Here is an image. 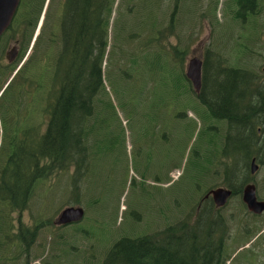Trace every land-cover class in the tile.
Instances as JSON below:
<instances>
[{
    "label": "trees",
    "instance_id": "obj_1",
    "mask_svg": "<svg viewBox=\"0 0 264 264\" xmlns=\"http://www.w3.org/2000/svg\"><path fill=\"white\" fill-rule=\"evenodd\" d=\"M52 1L21 0L19 15L16 14L14 23L8 27V33L30 31V41L45 4L48 2L49 6ZM58 1L56 9L60 10V19L57 22L63 25L61 54L66 55V72L65 76L57 73L55 83L59 90L55 97L41 89L42 93L35 99L30 93L20 91L17 97L10 94L0 100V116L7 128L0 138V264H29L30 251L39 233L50 224L44 216L34 215L29 209L32 199L65 195L72 200L71 205L82 208L83 216L87 210H92L97 195L88 186L89 175L93 174L94 161L102 150L101 131L105 134L108 128L107 119L101 116L107 112L110 117L118 118L108 94L107 79L112 76L111 72L118 76L113 77V84L123 108L128 100L125 101L119 89L127 88L129 81L120 76L121 73H132L142 82L159 78L153 82L157 86L159 81L166 82L161 94L164 99L172 98L175 108L187 98L198 103L201 109L196 106L192 109L203 116L207 134L196 159L206 186L201 195L196 196L199 185L187 193L189 202L194 201L180 219L160 230L120 237L108 248L102 264H225L234 251L230 247L232 226L224 214L230 202L216 206L213 195L208 197L206 192L223 190L222 187L229 185V180L222 181V160L243 159L247 145L264 144L263 69L256 72L254 66L236 55V59H232L224 52L225 43L218 47L221 53L217 55L203 49L201 60L198 58L201 86L195 93L183 72V61L189 45L194 42L193 37L184 36L173 49L160 40L164 28L153 6L162 5L166 0H120L121 5H115L117 20L111 45L107 35L116 0ZM130 4L137 18L134 20L141 22L135 26L138 32L130 35L132 41L128 36L124 38L123 30L118 27L119 18L123 17L117 10ZM177 7L178 0H175L172 8L176 11ZM231 8H235L233 20L239 16L249 35L257 37L258 31L264 29V1L233 0ZM208 10L215 16L210 7ZM17 18L24 27L18 28ZM91 27L94 29L90 32ZM6 37H12L11 43H18V36L6 34ZM0 45L7 46V43L2 41ZM241 51L239 46L238 53ZM1 55L2 62H7L5 54ZM217 73L219 77L209 82L210 74L214 78ZM170 82H174L172 92L167 90ZM209 85L212 88H208ZM254 87L259 88L256 95ZM130 95L131 92L128 99ZM225 123L228 124L227 135ZM138 135L139 147L145 143L157 146L147 152L139 150L141 154L146 153L147 158L143 157L140 165L136 164L137 172L155 183L149 196L157 203L163 172L167 175L179 166L173 162L169 146L173 135L166 128L164 131L163 118L157 115L153 121L148 112L144 114ZM93 183H97L95 178ZM83 189L90 190L87 196H83ZM248 252L249 249L234 260ZM255 260L264 264L260 258Z\"/></svg>",
    "mask_w": 264,
    "mask_h": 264
},
{
    "label": "rangeland",
    "instance_id": "obj_2",
    "mask_svg": "<svg viewBox=\"0 0 264 264\" xmlns=\"http://www.w3.org/2000/svg\"><path fill=\"white\" fill-rule=\"evenodd\" d=\"M174 2L175 0H166L162 5L153 6V11L158 14V21H162L161 26L164 29L160 40L168 48L178 47L184 36H192L194 39L183 61L184 74L190 59L200 58L203 49L217 55L221 53L218 47L222 43H225L224 52L232 59H236L234 55L246 61L251 59L256 65L262 64V69L264 68V52L261 53L260 60H258L259 54L238 53L239 45L236 37L247 35L248 29L240 21L233 20L232 13L235 10L231 8L233 0H178L176 11L172 8ZM121 3L120 0H116L114 4V13L107 35L109 45L112 43L116 27L115 5L119 7ZM58 4V0H53L43 17L41 14L30 41L31 32L19 30L27 42L26 45L19 46V49L23 48L22 54L33 41H36L34 39H46L49 36L56 38L57 34L54 32H60V29L53 30ZM209 7L215 16L209 13ZM117 10L123 17L119 18L118 27L123 30L124 38L125 36L130 38L131 34L138 32L135 26L141 25V22L134 20L137 18H134L132 4ZM22 23V20L17 18L18 28L24 27ZM93 29L91 27L90 32ZM132 40L130 38V41ZM1 56L0 53V64L4 63ZM223 57H225L224 54ZM105 69L106 66L102 69V77ZM259 72H261L260 69ZM111 73L112 76L107 79L108 94L113 101L118 118L110 117L107 112L102 113L101 116L107 119L108 128L105 134L101 131L102 150L94 161L93 174L89 175L91 181L88 184L90 190L93 189L92 193L97 195L96 202L92 210H87L79 222L63 225L58 222L59 214L65 207H75L71 205L70 198H66L65 195H48L32 199L29 209L34 215L44 216L50 224L43 227L39 233L37 242L30 251L29 264H102L106 251L120 237H134L164 228L167 224L180 219L187 211L189 203L194 201L190 199L189 202L187 197L190 190H196V185H199L200 190L196 192V196L204 193L206 185L201 179L202 168L200 170L196 153L201 152L207 129L203 116L192 109L193 106L201 109L198 103L187 98L177 103L175 108L172 104L173 99H164L161 94L166 82L159 81L157 86L153 82L160 80L159 78L152 82L150 78L149 82H142L140 77L132 73L126 75L121 73L120 76L127 77L129 81L127 88L119 89L125 101L128 100L123 108L113 84L115 82L113 77L118 76ZM217 77L219 73L214 78L210 74L209 82L216 80ZM105 82L104 80V85ZM173 84L174 82H170L167 86L169 92H172ZM208 88L212 86L209 85ZM129 92L131 95L128 99ZM194 92L198 93L195 88ZM165 101L166 104H164ZM146 112L150 113L153 121L156 120L157 115L163 118L164 131L166 128L173 135L169 145L173 151V162L179 164L169 174L166 175L163 172L157 203L149 196V192L155 188V183L151 179H144L136 170V164L140 165L143 159L138 150V133ZM111 147L114 149L111 150ZM93 178L97 180V183H93ZM90 190L83 189V196H87ZM187 201L188 203L185 204ZM248 249L253 253V250H257L252 247ZM248 259L247 254L243 255L242 263L227 259L225 264H256L255 259L251 262H248ZM260 259L264 262L263 257Z\"/></svg>",
    "mask_w": 264,
    "mask_h": 264
},
{
    "label": "flooded vegetation",
    "instance_id": "obj_3",
    "mask_svg": "<svg viewBox=\"0 0 264 264\" xmlns=\"http://www.w3.org/2000/svg\"><path fill=\"white\" fill-rule=\"evenodd\" d=\"M82 10L83 8H81ZM57 18L60 19L59 14ZM237 21L242 24L245 23L239 16ZM54 24L55 28L53 30L60 29L59 33H54L62 37V23L54 21ZM6 34L14 37L18 36L19 40L18 43H11L12 37H0V42L4 41L7 43V46L0 45L1 54L4 53L6 55L15 44L18 46L13 62L8 65H6V62L0 64V100L10 94L17 97L20 91L30 93L32 99H35L39 93H42L41 89L55 97L59 90L55 83L58 82L56 80L57 73L65 76L66 72V55L61 54V40L46 38L34 41L26 52L22 54L23 48L20 47L19 49V46L27 44L26 38L20 37L23 33L7 32ZM236 39L242 49L241 52L259 54L258 60H260L262 57L261 53L264 52V29L258 31L257 37L247 33V35H237ZM248 62L255 67L256 71L262 70V64L256 65L251 59ZM258 92L259 88L254 87V95ZM224 129L227 135V123H225ZM6 131L5 121L0 116V138ZM152 148H157V146L145 143L138 150L147 152ZM245 149L246 154H243V159L235 161L222 160L221 176L223 182L228 180L230 182L228 186L222 187L229 194L226 200L227 203L230 202V206H227L224 212L227 217V223L232 226L230 247L234 248V251L230 259L234 260L237 255L252 247L257 250H253L254 253H248V262H251L256 258H264V210L259 213L249 210L243 198L245 194H248L250 197L253 196L257 202H264V196H262V194L264 195V144L259 146L258 143H252L251 147L247 145ZM142 156L147 158L146 153H143ZM230 162L232 165L229 166L228 163ZM233 183L236 184L234 185ZM211 191L212 189H209L206 192L208 197L213 195ZM248 238L250 239L244 242ZM237 261L242 263L243 257H240ZM256 264L259 263L256 261Z\"/></svg>",
    "mask_w": 264,
    "mask_h": 264
},
{
    "label": "water",
    "instance_id": "obj_4",
    "mask_svg": "<svg viewBox=\"0 0 264 264\" xmlns=\"http://www.w3.org/2000/svg\"><path fill=\"white\" fill-rule=\"evenodd\" d=\"M20 0H0V37L6 31L8 26L11 24L17 8L19 6ZM16 48H12L6 54V58L8 62H11L16 55ZM201 60V59H200ZM197 57L191 59L189 61L186 78L191 82L193 88L196 91H199L201 86V61ZM229 194L223 190H218L213 192V196L215 199V204L217 206H222L225 204L227 196ZM244 202L248 206L249 210L259 213L264 210V202H257L253 196H249L248 194L244 195ZM83 217L82 208H73L68 207L62 210L59 216L58 222L60 224H67L71 222H76Z\"/></svg>",
    "mask_w": 264,
    "mask_h": 264
},
{
    "label": "bare ground",
    "instance_id": "obj_5",
    "mask_svg": "<svg viewBox=\"0 0 264 264\" xmlns=\"http://www.w3.org/2000/svg\"><path fill=\"white\" fill-rule=\"evenodd\" d=\"M246 150V149H245ZM220 231V230H219Z\"/></svg>",
    "mask_w": 264,
    "mask_h": 264
}]
</instances>
